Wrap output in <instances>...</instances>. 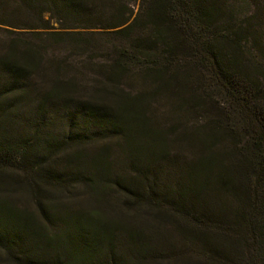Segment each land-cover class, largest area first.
<instances>
[{
    "label": "trees",
    "instance_id": "trees-1",
    "mask_svg": "<svg viewBox=\"0 0 264 264\" xmlns=\"http://www.w3.org/2000/svg\"><path fill=\"white\" fill-rule=\"evenodd\" d=\"M0 15L29 30L0 35V214L29 224L24 238L0 228L5 260L264 264V0H0ZM99 22L115 44L97 60L83 30ZM200 69L232 105L210 100ZM95 128L116 145L88 150ZM7 166L53 230L8 196ZM78 187L90 201L74 207ZM53 194L67 199L41 201ZM76 213L102 224L74 251L57 217Z\"/></svg>",
    "mask_w": 264,
    "mask_h": 264
},
{
    "label": "rangeland",
    "instance_id": "rangeland-1",
    "mask_svg": "<svg viewBox=\"0 0 264 264\" xmlns=\"http://www.w3.org/2000/svg\"><path fill=\"white\" fill-rule=\"evenodd\" d=\"M109 14V13H108ZM8 15V16H7ZM0 17H2L0 15ZM5 17H7L6 19L10 22L11 19H13L12 17H10L9 13H7L5 15ZM4 17V18H5ZM1 19V18H0ZM21 24V22H19ZM102 23L99 22L97 24V26H95V28L93 29H85L83 31L87 32L89 35V40L91 41V54L90 55H96L97 60L98 59H104L105 55H111L113 53H106L109 52L110 49H108L109 47L113 46L115 44V41H113V38L109 35H107L106 32H109L108 30H103L101 29L100 25ZM53 25L56 27L57 24L53 23ZM6 29H10L12 31H14L15 33L18 34H23V37H28L29 35V30L27 29H15V28H10L8 26H3L0 25V35L2 37V35L5 34L4 30ZM112 41V42H111ZM202 74L201 76L204 78V81L206 82L207 86H211V88H208L205 92L210 94V100L216 103H223L224 105H226L229 100L227 101L224 97V95L221 93V91L219 90V87L217 85L212 84V81L210 80V71L207 69H200L199 70ZM196 90L197 87L195 88ZM201 91V89H199ZM199 90L197 92H199ZM229 104L232 105V102H229ZM159 111H166L165 110V105L163 103H160L159 105L156 106ZM31 107H26L24 109V114L23 116L19 117V120H22V127L21 126H14L15 127V137H19L23 134H20L19 132H22L26 129L25 124L23 123L25 121H28V117L26 114V112H28L30 110ZM23 117V118H22ZM22 118V119H21ZM18 120V121H19ZM187 120L192 124V125H198L200 123L205 122L206 120V116L204 114H199L196 113L195 115H190L188 116ZM20 124V123H19ZM62 124L55 122L53 124H50V128L53 129V133H58L59 131H61L62 128ZM77 127V126H76ZM103 132L104 130L95 128L92 131H89L88 134H94L97 137L95 138V140L89 142L86 144L87 149L90 151H94L97 150L102 144H107V145H116V139L109 135L108 138H105L103 136ZM88 134H82L83 136H86ZM174 151H176L174 149ZM117 152V150H115L113 153ZM117 154V153H116ZM118 155V154H117ZM183 157H189L188 152L183 151L182 152ZM58 159V158H57ZM6 171L8 172H14V176H13V184L10 181V187L12 189V191L8 192V196L12 197L15 202L16 205L20 208V209H24L26 210L28 213H32L33 215H35L38 219V221L43 224V225H47V227H49L51 230H53V227H50L48 224V221L44 220L43 218L40 217V215L37 212V207L35 205V202L31 199V197L29 195H27V193H25L22 189V186H19L16 183V179L19 180L22 179L23 177V172L20 169H14L15 171H11L12 167H6ZM3 172L5 173V171L3 170ZM8 181H9V174L6 173L5 174ZM162 180V184L165 183V179H161ZM47 187V186H46ZM45 187V188H46ZM48 190H50L49 188H47ZM51 195V194H49ZM51 197H53L54 199L51 201ZM56 197V198H55ZM71 198V196L69 197ZM73 198H76L74 200H67L68 203H70L71 206H77V205H84L86 202L90 201V194L88 191H86L83 188H77L74 192H73ZM66 196L63 194V196L61 198H58L55 194H53L52 196H45L42 198V202L43 203H47L48 200H50L51 202L55 201H66ZM121 199V198H120ZM50 202V203H51ZM110 204L112 205V207H114V211H116L117 215L120 216L121 218H125L126 216H130L131 214L134 213V210H128L127 207L123 206V204L117 199V200H113L110 201ZM110 215H113V213L110 212ZM64 218L65 223L67 224V229L59 235L58 240H60L61 243H65L66 245H69L68 249H73L78 250L80 249V243H82L83 245H85L86 243L89 244H94V238L98 235L100 228H101V224H102V218L100 216H94L92 218L90 217H86V215H80V214H72L69 216H63V215H59V217L57 218ZM61 220V219H59ZM153 227V228H152ZM0 228L4 229L6 228L7 230H11V228L14 230V232L16 233H21V236L24 238L27 236V231L29 228V224L27 225H23L22 220L20 217L16 216V215H4V214H0ZM148 232H154L157 233V235L154 234V240L155 243L161 239V233L163 231V223H161V221L158 219L157 222H149L148 223V228H147ZM158 235H159V239H158ZM161 245V243H159ZM4 256V252L3 249L0 247V257L2 258L1 260H4V264H14L13 261H11V259H7L5 260V258H3ZM192 260V259H191ZM7 261V262H6ZM191 263V262H190ZM153 264H157V263H153Z\"/></svg>",
    "mask_w": 264,
    "mask_h": 264
}]
</instances>
